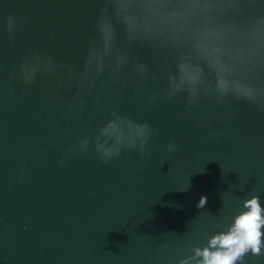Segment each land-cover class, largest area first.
Returning a JSON list of instances; mask_svg holds the SVG:
<instances>
[{
	"label": "water",
	"instance_id": "1",
	"mask_svg": "<svg viewBox=\"0 0 264 264\" xmlns=\"http://www.w3.org/2000/svg\"><path fill=\"white\" fill-rule=\"evenodd\" d=\"M114 3L0 0V264H192L193 247L226 229L243 199L264 205V64L241 73L260 90L256 101L204 90L169 97L177 59L194 57L192 32L129 38ZM214 15L224 27L205 42L239 53L264 46V33L248 31L264 0H215ZM101 16L112 48L102 71L86 74ZM38 57L53 67L25 82L22 62ZM114 113L156 130L145 154L100 157L95 137ZM244 264H264V249Z\"/></svg>",
	"mask_w": 264,
	"mask_h": 264
},
{
	"label": "clouds",
	"instance_id": "2",
	"mask_svg": "<svg viewBox=\"0 0 264 264\" xmlns=\"http://www.w3.org/2000/svg\"><path fill=\"white\" fill-rule=\"evenodd\" d=\"M215 0H115L114 12L122 21L129 38L136 35L145 37L167 30L185 29L194 37V57L181 56L177 59L175 73L170 77V90L167 96L184 90L190 96L199 91H212L218 98L228 94L256 101L260 90L244 81L241 73L252 66L264 64V46L259 44L244 53L229 52L218 44L205 38L214 35L223 24L214 23ZM102 43L99 48L90 51L86 60L85 73H99L104 67V56L112 48L114 30L112 24L101 16L98 20ZM7 28L11 34L15 28L14 18L9 16ZM252 34L264 33V17L257 18L248 26ZM201 61L203 63H201ZM122 58L117 54L116 64ZM38 67H53L51 57L36 58L29 64L27 58L21 64V76L30 82ZM141 71L144 66L141 64ZM211 74L214 79H209ZM85 75H81L84 79ZM191 103L192 100L189 99ZM264 108V105H259ZM147 122H137L129 117L114 113L97 131L95 149L107 162L122 148H138L145 154V145L150 135L155 134ZM111 140V142H109ZM88 137H82L79 149L86 150ZM175 143L167 145V151L176 150ZM63 163V161H59ZM207 196L201 194L196 202L202 207ZM264 205L256 194L242 200L239 209L232 215L226 229L214 232L203 246L192 249V264H244L245 254H259L264 249ZM189 258L181 259L178 264H188Z\"/></svg>",
	"mask_w": 264,
	"mask_h": 264
}]
</instances>
